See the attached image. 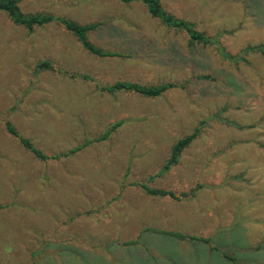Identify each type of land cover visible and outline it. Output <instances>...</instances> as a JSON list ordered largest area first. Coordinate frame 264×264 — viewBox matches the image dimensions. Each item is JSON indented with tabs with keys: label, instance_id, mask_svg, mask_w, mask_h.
I'll use <instances>...</instances> for the list:
<instances>
[{
	"label": "rangeland",
	"instance_id": "374dc122",
	"mask_svg": "<svg viewBox=\"0 0 264 264\" xmlns=\"http://www.w3.org/2000/svg\"><path fill=\"white\" fill-rule=\"evenodd\" d=\"M18 1L24 14L102 23L89 41L123 56L96 57L56 23L29 32L0 12V264H264L261 56L227 61L213 47H191L139 2ZM162 6L218 36L230 55L264 44V0ZM44 61L51 70L36 68ZM117 81L182 87L157 98L97 89ZM117 121L108 139L46 162L6 130L52 156ZM196 128L177 165L155 177ZM137 184L175 197L149 196Z\"/></svg>",
	"mask_w": 264,
	"mask_h": 264
},
{
	"label": "trees",
	"instance_id": "16d2710c",
	"mask_svg": "<svg viewBox=\"0 0 264 264\" xmlns=\"http://www.w3.org/2000/svg\"><path fill=\"white\" fill-rule=\"evenodd\" d=\"M120 3L124 5H129L134 2L141 3L148 13V15L161 22V24L166 27L167 29L175 30L183 32L187 38L189 45L192 46H202V47H213L217 54L223 59L227 61H246L245 56L250 53H257L261 56L264 60V44L256 45V46H248L241 51L242 56H235L230 55L227 53L220 44V40L218 36H207L205 33H202L195 29L193 23L188 22L184 19H180L175 17L172 14L167 13L163 6L162 0H118ZM18 0H0V12H3L7 15L10 21L15 24L24 27L29 32H32L36 27H42L47 24L56 23L60 25L65 31L72 34L78 43L82 46L84 50H86L89 54L94 55L99 58H111V57H121L123 55L110 50H105L100 47L95 46L92 42L88 39V33L95 31L98 29L102 23L94 22L88 24H79L76 21L68 19L66 17H60L52 14H42V13H35V14H24L21 12L18 6ZM39 70H51L52 66L48 61L40 62L36 66ZM72 78H80L82 80L91 81L87 75H71ZM203 78H208L204 76ZM182 87L181 85L175 83H161L158 85H143L136 82H126V81H117L109 86H100L97 89L101 92H105L108 94H114L118 92H125V93H133L145 98H157L169 90ZM122 125V121H117L100 134L97 138L84 142L81 146H77L72 148L66 152L59 153L58 155H46L44 154L39 148H37L33 142L21 136L17 130L13 128L10 124H6L7 132L14 138L17 139L19 144L29 152L34 158L40 160L42 162L50 161V160H58L62 157H68L78 151L81 150L82 147L87 146L92 142H100L108 139L113 133L117 131V129ZM199 134V128L194 129V131L186 135L185 137L179 139L172 147L170 155L166 160L165 164L161 172L155 177L159 176L161 173H165L170 170L173 166L177 165L179 162V158L182 152L197 138ZM153 177L150 179L152 180ZM147 195L154 196V197H170L174 198V193L171 191H166L163 189H153L148 187L146 184H137ZM182 197H186L187 194H182ZM163 234L168 235L172 238L178 240H197V238L189 237L187 235H182L179 233H170V232H163ZM204 243H209V239H198ZM125 245L134 244V242L124 243ZM224 258L235 262L229 255L226 253L222 254Z\"/></svg>",
	"mask_w": 264,
	"mask_h": 264
}]
</instances>
